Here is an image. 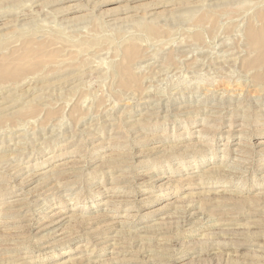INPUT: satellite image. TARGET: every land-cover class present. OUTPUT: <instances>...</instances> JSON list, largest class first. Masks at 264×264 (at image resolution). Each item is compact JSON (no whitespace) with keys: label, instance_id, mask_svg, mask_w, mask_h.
Here are the masks:
<instances>
[{"label":"rangeland","instance_id":"rangeland-1","mask_svg":"<svg viewBox=\"0 0 264 264\" xmlns=\"http://www.w3.org/2000/svg\"><path fill=\"white\" fill-rule=\"evenodd\" d=\"M0 117V264H264V0H0Z\"/></svg>","mask_w":264,"mask_h":264},{"label":"bare ground","instance_id":"bare-ground-1","mask_svg":"<svg viewBox=\"0 0 264 264\" xmlns=\"http://www.w3.org/2000/svg\"><path fill=\"white\" fill-rule=\"evenodd\" d=\"M29 1V0H28ZM39 1V0H38ZM226 2V1H225ZM38 4V3H37ZM44 10V9H43ZM23 12V11H22ZM45 13V12H44ZM50 15V14H49ZM4 19V18H3ZM24 19V18H23ZM3 27V26H2ZM251 34H252V32H251ZM193 51H195V50H193ZM213 52V51H212ZM222 52V51H221ZM216 53V52H215ZM194 55H195V53H194ZM214 57V56H213ZM213 57H212V59H213ZM191 58V57H190ZM198 58V57H197ZM239 59V58H238ZM195 62V61H194ZM235 62V61H234ZM238 62V61H237ZM199 63V62H198ZM213 63V62H212ZM216 64V63H215ZM186 65V64H185ZM208 66V65H207ZM162 67V66H161ZM193 67H194V65H193ZM199 67V66H198ZM179 68V67H178ZM218 69V68H217ZM216 70V69H215ZM155 71V70H154ZM196 71V70H195ZM162 72V71H161ZM173 73V72H172ZM90 74V73H89ZM159 74H161L160 72H159ZM158 77V76H157ZM160 81V80H159ZM156 86V85H155ZM152 88V87H151ZM155 88V87H154ZM153 88V89H154ZM163 90V89H162ZM165 94V93H164ZM175 98V97H174ZM167 99V98H166ZM145 101V100H144ZM147 101V100H146ZM225 102V101H224ZM138 108V107H137ZM186 108V107H185ZM178 109V108H177ZM184 110V109H183ZM167 111V110H166ZM169 111V110H168ZM175 111V110H174ZM107 113V112H106ZM182 114V113H181ZM182 117V116H181ZM1 118V117H0ZM26 120V119H25ZM29 121V120H28ZM25 128V127H24ZM17 138V137H16ZM19 138V137H18ZM27 138V137H26ZM14 149V148H13ZM27 149V148H26ZM3 150V149H2ZM43 150V149H42ZM223 151V150H222ZM27 154V153H26ZM27 167V166H26ZM5 168V167H4ZM58 168V167H57ZM66 171V170H65ZM27 172V171H26ZM64 172V171H63ZM33 174V173H32ZM39 178V177H38ZM53 178V177H52ZM25 184V183H24ZM44 195V194H43ZM25 205V204H24ZM60 212H56L52 217H54L53 219H52V222L50 223L51 225H50V227H55V226H57V225H60L61 223H63V222H65V221H67V220H69L70 218H71V216H66V217H64V218H59V216L58 215H60L59 214ZM112 242V241H111Z\"/></svg>","mask_w":264,"mask_h":264}]
</instances>
